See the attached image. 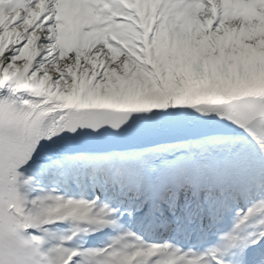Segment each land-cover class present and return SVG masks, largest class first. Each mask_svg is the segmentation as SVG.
Wrapping results in <instances>:
<instances>
[{"label":"snow or ice","instance_id":"obj_1","mask_svg":"<svg viewBox=\"0 0 264 264\" xmlns=\"http://www.w3.org/2000/svg\"><path fill=\"white\" fill-rule=\"evenodd\" d=\"M0 264H264V0H0Z\"/></svg>","mask_w":264,"mask_h":264}]
</instances>
